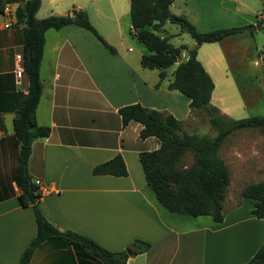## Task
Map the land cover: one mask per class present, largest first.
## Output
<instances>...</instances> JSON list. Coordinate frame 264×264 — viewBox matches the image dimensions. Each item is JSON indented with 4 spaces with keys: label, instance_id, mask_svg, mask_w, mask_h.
Wrapping results in <instances>:
<instances>
[{
    "label": "crops",
    "instance_id": "crops-1",
    "mask_svg": "<svg viewBox=\"0 0 264 264\" xmlns=\"http://www.w3.org/2000/svg\"><path fill=\"white\" fill-rule=\"evenodd\" d=\"M72 2L74 9L83 10ZM17 5L5 4L0 12V264H15L36 233L32 208L19 203L15 176L19 144L13 120L20 96L28 90L21 66L23 25L14 16ZM174 6L175 0L170 12ZM181 10H191L188 1ZM53 14L66 15L50 11L48 16ZM207 15L202 12L200 23L193 22L197 31L217 27L214 22L218 17ZM8 22L11 26L5 27ZM164 26L158 35L170 38L162 35ZM233 37L250 35L237 34L197 47L196 58L214 84L210 103L224 99L215 92L214 78L219 84L233 82L230 74L223 72L227 65L215 46ZM205 45L216 49L204 56ZM255 50L258 52L257 47ZM115 51L110 54L89 31L75 25L44 34L39 67L42 91L35 116L37 125L49 128V135L32 141L27 163L31 179L41 182L38 208L58 230L83 235L111 252L125 250L135 240L150 244L148 251L128 257L125 264H248L264 245V217L257 219L251 214L252 200L239 197L228 208L223 202V220L215 223L208 216L167 211L146 185L138 153L156 150L159 143L153 137L141 139V125L135 121L123 126L118 109L140 104L171 114L183 128L191 115L189 100L168 91L167 84V92L160 90L161 85L154 87L158 71L149 74L152 70L140 66L143 52L137 54L135 66L126 54ZM186 54L183 52L185 59ZM213 106L231 118L226 107ZM215 135L213 131L208 136ZM223 145L218 156L225 163ZM116 155L123 159L126 176L92 175L95 165ZM29 264L103 263L63 239H51L35 249Z\"/></svg>",
    "mask_w": 264,
    "mask_h": 264
},
{
    "label": "trees",
    "instance_id": "trees-1",
    "mask_svg": "<svg viewBox=\"0 0 264 264\" xmlns=\"http://www.w3.org/2000/svg\"><path fill=\"white\" fill-rule=\"evenodd\" d=\"M173 2L174 0H129V34L146 51L139 59L140 66L158 71L155 88H159L167 77V70L175 65V59L183 52L187 53L188 57L175 65L166 89L187 98L191 113L204 112L210 126L216 129V135L209 137L187 134L171 114L148 109L140 104L123 106L118 109V114L123 126L130 121L141 125V139L153 137L159 143L156 150L138 153L145 183L158 203L171 213L190 217L208 216L213 222L220 223L224 216L223 201L230 179L225 163L218 156V149L226 137L238 130L259 129L264 132V114L231 119L211 105L214 84L196 58L197 47L242 33L253 36L256 31H264V22L256 21L239 27L199 32L185 16L170 12ZM8 3L18 4L14 16L16 22L23 25L21 66L28 82L27 94L20 96L13 120V133L19 144L15 168L16 183L20 189L18 200L22 206L32 208L36 224L35 236L15 264H29L35 249L51 239H63L103 264H125L128 257L148 251L150 244L135 240L127 249L111 252L83 235L58 230L38 208L40 192L27 171L32 141L49 135V128L37 125L35 116L42 91L39 67L45 32L75 25L89 31L110 54H115L116 51L95 30L83 10L73 8L63 16L51 15L37 19L35 15L40 7V0H6L0 2L1 13ZM166 23L175 24L180 32L187 33L196 46L190 50L185 45L175 47L169 42V37L158 35ZM187 153L192 159L188 165L183 162ZM92 175L124 177L127 170L121 156L116 155L95 165ZM240 197L254 202L251 214L255 218L264 217V179L245 186ZM248 264H264V245L256 250Z\"/></svg>",
    "mask_w": 264,
    "mask_h": 264
},
{
    "label": "rangeland",
    "instance_id": "rangeland-1",
    "mask_svg": "<svg viewBox=\"0 0 264 264\" xmlns=\"http://www.w3.org/2000/svg\"><path fill=\"white\" fill-rule=\"evenodd\" d=\"M72 1H76L83 7L90 23L106 42L119 53L126 54V57L137 66V54L140 51L141 53L146 51L129 34V0H41L42 4L36 18L43 19L49 15L50 11L66 14L73 9ZM184 1L189 2L190 11L181 10ZM236 1L234 4L233 0H175V6L172 7L171 12L185 16L192 25L194 21L200 23L202 12H206V17H208L207 14L212 13L215 18L218 17L214 22L217 27L212 30L239 27L256 21L264 22V0ZM234 7H236L235 11ZM234 12L236 15H233ZM178 30L175 24L167 23L162 35H170L169 42L175 47L185 45L189 50L194 48L196 45L191 37L185 32L180 35L175 34ZM249 38L233 37L230 41L215 45L222 52L223 63L227 65L223 72H228L229 79L233 82L219 84L214 78L217 83L215 92L219 95L218 97L224 99L222 103L213 99L211 104L226 107L233 119L264 114V31H256L253 38ZM207 46L209 45H205L202 49L204 56L216 49L214 45ZM183 59L185 57L182 53L174 63L177 64ZM201 60L205 63L202 56ZM174 69L175 65L171 66L167 70V77L161 82L160 90L163 92H167L164 86L171 80ZM149 72H151L149 74H156V70ZM218 72L222 73V70ZM175 94L181 96L178 93ZM182 131L196 136H208L213 131L216 132V129L210 126L204 112H194L191 113ZM222 143L224 145L221 148V156L225 160L230 179L226 199L223 201L224 206L228 208L238 201L245 186L259 183L264 179V132L259 129L238 130L226 137ZM191 160V155L187 153L183 162L188 165ZM244 208H246L245 205Z\"/></svg>",
    "mask_w": 264,
    "mask_h": 264
},
{
    "label": "built area",
    "instance_id": "built-area-1",
    "mask_svg": "<svg viewBox=\"0 0 264 264\" xmlns=\"http://www.w3.org/2000/svg\"><path fill=\"white\" fill-rule=\"evenodd\" d=\"M8 13V12H7ZM5 27H10L11 24L8 22L7 24L4 25ZM19 58V57H18ZM34 184L38 187V192L40 191L41 188V182L39 180H32Z\"/></svg>",
    "mask_w": 264,
    "mask_h": 264
},
{
    "label": "water",
    "instance_id": "water-1",
    "mask_svg": "<svg viewBox=\"0 0 264 264\" xmlns=\"http://www.w3.org/2000/svg\"><path fill=\"white\" fill-rule=\"evenodd\" d=\"M29 56H30V53H29ZM188 56L186 55V58H187ZM128 253H130L129 251H127Z\"/></svg>",
    "mask_w": 264,
    "mask_h": 264
}]
</instances>
